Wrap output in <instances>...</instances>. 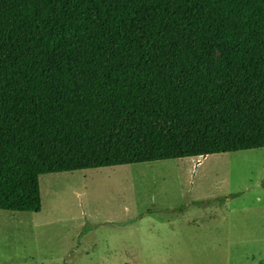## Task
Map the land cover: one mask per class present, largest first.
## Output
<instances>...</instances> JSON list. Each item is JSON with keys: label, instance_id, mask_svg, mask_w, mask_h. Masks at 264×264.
I'll return each instance as SVG.
<instances>
[{"label": "trees", "instance_id": "1", "mask_svg": "<svg viewBox=\"0 0 264 264\" xmlns=\"http://www.w3.org/2000/svg\"><path fill=\"white\" fill-rule=\"evenodd\" d=\"M259 149L264 0H0V211L39 213L43 175Z\"/></svg>", "mask_w": 264, "mask_h": 264}, {"label": "rangeland", "instance_id": "2", "mask_svg": "<svg viewBox=\"0 0 264 264\" xmlns=\"http://www.w3.org/2000/svg\"><path fill=\"white\" fill-rule=\"evenodd\" d=\"M39 191V213L0 211V264H264V149L43 175Z\"/></svg>", "mask_w": 264, "mask_h": 264}]
</instances>
